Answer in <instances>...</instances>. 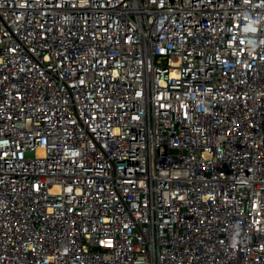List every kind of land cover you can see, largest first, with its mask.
<instances>
[{"label":"built area","instance_id":"obj_1","mask_svg":"<svg viewBox=\"0 0 264 264\" xmlns=\"http://www.w3.org/2000/svg\"><path fill=\"white\" fill-rule=\"evenodd\" d=\"M0 264H264V0H0Z\"/></svg>","mask_w":264,"mask_h":264}]
</instances>
